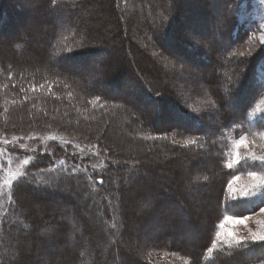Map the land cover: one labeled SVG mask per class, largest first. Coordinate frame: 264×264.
Segmentation results:
<instances>
[{"label": "trees", "instance_id": "trees-1", "mask_svg": "<svg viewBox=\"0 0 264 264\" xmlns=\"http://www.w3.org/2000/svg\"><path fill=\"white\" fill-rule=\"evenodd\" d=\"M83 3V0H56V4L53 5L52 0H45L43 13L48 16L45 24L50 28L49 34L40 41V46L49 43L46 46L48 56L45 65L38 61V64H33L34 67L26 62L25 57L34 55L35 51L16 36L34 3L27 0L26 6L21 8L18 1H15L14 5L13 0H0V129L23 132L28 128V123H32L36 124L38 129L56 131L62 138L53 140L52 143L56 146L46 143V146L42 145L35 149L34 158L25 169L27 179H21L10 186V206L0 218V263H7L14 250L13 246L9 245L10 241L14 240L13 232L20 230L21 233H27L26 225L21 223L26 216L19 211L18 204L21 190L31 189L40 194L50 193L57 196L72 192L82 198V207L74 206L68 209L56 204L51 205L49 202L47 206L49 209L43 208V213L39 217H33L34 220L31 218L35 224V232L47 239L48 243L65 246L70 251L69 264L100 263L103 258L101 247L106 241L111 242L109 250L114 246L116 249L118 247L117 258L124 247L120 243L124 244L126 240L127 244H131L133 237L130 221L133 212L128 207L132 199L131 197L126 199L123 191L120 194L115 193V188H120V185L114 177L115 173L126 166L124 164H129V161L138 159L139 156L133 155V159L117 163V159H127L123 153L117 154L114 149L109 148L113 141V137L110 139L108 136L111 129L120 133L117 124L123 134L140 143L139 146L145 155L161 157L167 155L169 161L177 160L179 154L194 157L189 165L201 166L185 175V181L195 186H192L194 192L200 188L206 187L209 190L216 186L213 200L210 201L215 212L210 218L205 215L206 224L198 222V217L194 216H188L187 219L180 216L181 220L175 223L179 229L184 228L185 224L190 230L200 226L198 238L190 235L194 232L189 231L186 233L189 240L175 242L172 238L177 233H174L172 238L169 237L170 230L155 233L154 239L143 240L144 242L135 245L139 253L138 260L142 264H170L175 259H182V264H228L230 259L236 257L239 264L259 262L264 258V250L258 245H250L254 251L247 254L236 249H228L226 246L223 251L215 254L207 252L212 241L216 239V232L220 231L217 225L225 216L236 218L253 213L239 202L236 208L228 207L226 210V205L231 203L227 184L234 180L233 177L249 178L248 171L259 169L237 166L235 170H229L224 167L225 157L233 158L234 142L241 134L247 135L248 142L264 140L262 104L264 86L258 83L257 79V66L264 62V54L255 38L260 31V25L255 20H247L251 21V26L248 27L246 22L237 20L241 13L251 12V0H221L222 14L219 17V25H212L210 20H214L215 17L209 19L208 10L201 13V16L207 15L208 18L204 19L206 21L203 23L204 31L201 32V37L206 38L201 52L190 44L189 39L183 40L182 36L179 38L177 32L175 33L177 25L174 11L170 20H168L170 14L165 19L166 30L161 32V27L155 29L160 48L164 44L172 47L171 49L183 54L191 63L207 69L205 73L203 72L205 80L201 81L197 79L185 81L176 76L175 83L178 84L176 90L181 91L179 94L181 99L168 97L164 92L156 94L144 80H139L140 82L135 85L142 100L155 106L158 116L162 117L165 107L169 106L166 110L171 114H167L169 117L173 115L178 119H184L179 126L165 127L159 132L156 131L157 126L148 125L146 122L144 124L141 113L129 103L130 101L112 94V91L109 92L106 82L111 81L102 79L91 83L89 77L72 70L71 61L76 57L86 56L88 52L95 53L97 50L80 49L87 44L90 37L87 29L81 28L73 19V13L76 11L75 7L82 8ZM213 6L217 8L216 3H210L209 7ZM38 8L40 9V5ZM6 31L9 35L7 38ZM224 40L227 42L225 46L220 43ZM181 41L189 44H182ZM5 47H9L10 54L14 51L23 56L21 59L17 57L8 61L3 57ZM106 47L105 49H108ZM68 48L72 49L71 53L67 51ZM134 49L137 55H140L137 48ZM150 53L153 57V52ZM66 56H71L72 59L65 61ZM104 57L106 58L97 62L99 74L109 73L113 65L111 56L106 54ZM143 57L139 56V62L144 66ZM63 61L66 62L65 65L62 64ZM118 80L117 77L113 84L118 85ZM96 97H100V100L93 105L91 101ZM11 108L14 111L11 114L7 113ZM124 118L125 121L122 120ZM230 124L231 127H228ZM190 139H197L202 147L185 146V141ZM213 141L216 143L213 144ZM243 150V147L239 150L242 155L245 153ZM204 177L208 179L205 181ZM75 180L86 184L87 189L82 194L80 190H75ZM101 180L103 183H99ZM60 185H66L67 190H61ZM186 196L192 199V194L188 191ZM200 196L208 199L203 193ZM145 200L144 204L150 202L151 206L145 207L143 211L151 212L150 217L155 212L170 217L164 207L158 211L160 203L156 202L154 197L150 195ZM196 203L197 201L195 203L193 201L189 205L193 206ZM206 204L205 202V205H202V211ZM184 205L183 201L178 203L179 212H183ZM262 205L256 207V211ZM84 207L89 208V211L95 209V215L97 213L101 220L96 225H99L100 229L103 226V231L109 239H104V232L102 236V231H94L89 224L87 225L83 215ZM45 215L49 216L47 220ZM139 219L137 217L136 220ZM59 242H62V245ZM229 252L233 255H228ZM52 254L54 253L48 251L41 255L43 260L49 263L53 259L50 257Z\"/></svg>", "mask_w": 264, "mask_h": 264}, {"label": "rangeland", "instance_id": "rangeland-1", "mask_svg": "<svg viewBox=\"0 0 264 264\" xmlns=\"http://www.w3.org/2000/svg\"><path fill=\"white\" fill-rule=\"evenodd\" d=\"M15 1L19 2L21 8L26 6L27 3V0H13L14 5ZM83 1L82 8L76 9L75 7L76 11L73 13V19L81 28L87 29V34L90 38L87 44L81 46L80 49L96 48L97 50L95 53L88 52L86 56L79 55L81 56L80 58H78L79 56L76 57V59L71 61L73 64L72 70L83 73V76H87V78L89 77L91 83L102 79H104V81H111V83L106 82L109 92L112 91V94L120 96L123 100L130 101L129 103L135 106L141 113L144 124L146 122L148 125L157 126V132L164 130L165 127L170 128L173 125L179 126L182 124L184 119H178L173 115L172 117L168 116L171 115L166 112L169 106H166L165 109L163 108L165 113L162 117L158 116L155 106H151L142 100L140 92L135 85L144 80L148 82L156 94L158 92H164L168 97L181 99L179 95L181 91H179V89L176 90L178 86V84L175 83L176 76H180L181 79L185 81H192L194 79H197V81L205 80L204 73L207 69H202L191 63L187 57L185 58L180 52L171 49L172 47L166 46L164 42V46L160 48L156 39L157 34L154 32H156L155 29L158 27H161V32L167 29V27L164 26L165 19L170 14L168 17V20H170V18L173 17L171 13L174 11V19H176L177 25L175 26V33L177 32L176 34L177 36L179 35V38L182 36L183 40H185V38L187 40L189 39L190 44L194 45L198 52H201L206 40V38H202L203 36L201 37V32L203 33L204 31L203 23L206 22L204 19H208L207 15L201 16V13H205L208 10L210 12L209 19L215 17L214 20H210L212 25H219V17L222 14L221 0ZM31 2L34 4H32L31 9L22 21L24 25L20 26L16 36L20 37L21 41L23 40L35 51L34 55L25 57L26 62L35 65L38 64V61H41L39 63L45 65L48 56L46 46H48L49 43L46 42L43 47L40 46V41L49 34L50 28L48 24H45V22L48 21V16L43 13L45 0H31ZM251 2V12L241 13L238 15L237 20L238 22H246L248 27L251 26L250 23L252 20H255L256 23L260 25V31L255 35V38L258 41V45L261 47V52L264 54V43L261 42V37L264 36V3H261V0H251ZM210 3H216L217 8L214 6L209 7ZM39 5L40 9L38 8ZM16 10L19 11L18 8H16ZM15 24H17V22ZM161 32L159 39H161ZM5 33V38L9 37L8 31ZM181 43L184 44L187 42L181 41ZM220 43L224 46L227 44L226 40ZM105 46H107L106 48L108 49H105ZM134 48H137L140 55L145 57L143 61L145 67L140 64V55H137L138 53L135 52ZM181 51L183 50L181 49ZM207 51L209 52L208 49ZM150 52H153V57H151ZM12 53L13 54H10L9 47H5V55L3 57L9 61L17 57L21 59V56H23L20 53L16 54L14 51ZM106 54L109 55V57L111 56V65L113 64L114 66L112 65L110 68L111 73L99 74L97 62L106 58L104 57ZM62 64L65 65L66 62L63 61ZM257 72L258 83L264 86V62L259 63ZM136 75H138V78ZM117 77L119 78L117 82L119 84L114 85V80ZM56 94L58 95L59 93L56 92ZM262 101L264 107V97ZM12 109L13 108L7 113L11 114L14 111ZM122 120L125 121L126 119L124 118ZM155 122L159 123L156 124ZM118 125L119 124H117L116 127L119 129L120 133L114 132L113 129L109 132V138L111 139L113 137V141L109 148L114 149L117 154L123 153L127 159H117V163H123L124 160L128 161L131 158L133 159V155L139 156L138 159L135 158L131 162L129 161V164H124L127 166L136 163L135 165H130L129 167L124 166L115 173L116 175L114 177L120 185V188H115V193L120 194L123 191L122 193L125 194L126 199L128 197L132 199V201H129L130 205L128 209H131V212H133V218L130 221L132 224L130 229L133 238L131 244H127L126 240L122 239L125 241L124 244L120 243V245H124V247L121 250L119 258L116 256L118 247L116 249L114 246L110 249L112 251H110L109 245L111 242L106 241L101 247L103 258L98 264H140L141 262L138 260L139 256H137L139 253H137L135 245L141 243V241L144 242L143 240L154 239L156 237L155 233H160L162 230H170L171 233L169 237L171 238L174 233H177V235L172 238L175 242L189 240V236L186 234L189 231L194 232V234L190 235H194V238H198L200 226L194 227V230H190L188 227H185V224L184 228L179 229L175 223L179 222L181 217L187 219L194 216L198 217V222L206 224L205 215L210 218L215 212L213 204L210 201L213 200L216 186L209 190L206 187V189H195L197 191L194 192L193 187L195 186H193L192 183L189 185L188 182L185 181V175L194 168L201 166V164L189 165L190 160H193L194 157L186 155L188 158L186 160L185 154H179L177 160L169 161L167 155L164 157L160 155H145L144 150L139 146L140 143H136L134 139L128 137L125 133L123 134L121 129L118 128ZM36 127V124L28 123V128L23 132L0 129V153H2L0 154V218L10 206V186L6 183L10 176L22 170L24 159H30V162L33 160V151L39 146H46V143L56 146L52 143L54 142L53 140L61 138V136H59L60 134L56 131L38 129ZM130 135L131 134H129V136ZM14 137L18 139L13 141ZM5 140L12 141V143L5 144ZM248 151L254 152L255 154H264V140L249 142ZM206 161H208V159ZM139 163L141 165H137ZM26 167L27 166H24L23 170H25ZM74 182L76 185L75 190H80L81 194L87 189L86 184L80 180H75ZM249 184L250 180L246 177L232 180V194L236 197L241 196L243 191L248 190ZM21 188L22 186L19 190ZM60 188L61 190H67L68 187L66 185H60ZM187 191L192 194V199L186 196ZM202 193L204 196L207 195L208 199H205V197L202 198L200 196ZM150 195L155 198L156 202L160 203L158 211L159 209L161 211L164 207V209L169 212L170 217L168 215L162 216L160 212H155V214L150 217L152 215L151 212L148 213L146 211L145 213L143 211L145 208V198ZM18 199L19 211L21 210L26 216L24 222L20 220L23 225H26L27 233H21L20 230H17L18 232H13L14 240L10 241L9 245H12L14 250L11 252V257H9L7 263L0 264H69L71 257L70 251L65 246L60 247L56 246L55 243H48L47 239H44L39 233L35 232V224L32 222L31 218L39 217L43 213V208L49 209V207H47L49 202L51 205L56 204L68 209L74 208V206L82 207V198L79 194L66 192L65 194L61 193L57 196L56 194L50 193L40 194L39 192H33V190L28 189L21 190ZM192 200L194 203L197 201V203L190 206L189 203H193ZM182 201L185 205L183 206V212H179L178 203ZM205 202L207 204L202 211L201 207L205 205ZM262 207H264V204ZM15 209H17L16 206ZM83 211L87 225L89 224L88 226L94 231H102L103 236V226H101L100 229L99 225H96L98 221L101 220L97 213L95 215V209L89 211V208L84 207ZM246 216L248 220L244 223L235 222V219L242 217H233V219L224 222L223 228H220V232L222 233L221 239H224L229 233L237 237H246L249 235V229L256 232L264 231V213H260L258 209ZM48 217V215H45L46 220ZM137 217L140 219L136 220ZM222 221H224V218L221 222ZM172 226H174L173 229ZM95 227L96 229H94ZM106 238L109 239V236H106L104 232V239ZM117 239L119 238L117 237ZM59 244L62 245V242H59ZM65 248L66 252L64 254L63 251ZM48 251L49 253H54L50 255L53 259L49 263L45 262L41 255ZM109 256L112 258L110 259ZM163 256L164 255H162V257ZM237 258L238 257L230 259L228 264H239V259ZM63 259H65V261ZM170 264H182V259H175ZM255 264H259V262Z\"/></svg>", "mask_w": 264, "mask_h": 264}, {"label": "snow or ice", "instance_id": "snow-or-ice-1", "mask_svg": "<svg viewBox=\"0 0 264 264\" xmlns=\"http://www.w3.org/2000/svg\"><path fill=\"white\" fill-rule=\"evenodd\" d=\"M53 5L56 4V0H52ZM261 3H264V0H261ZM261 42L264 43V36L261 37ZM67 51L69 53L72 52L71 48H68ZM71 56L64 57V60H71ZM23 91V89H21ZM100 100V97H96L91 101L93 105H95ZM231 127V124L228 125ZM18 138H13L15 141ZM5 144L12 143V141L5 140ZM216 142L213 141V144ZM187 145H195L198 147H202L199 145L197 139H190L185 141V146ZM243 147L245 149V153L242 155L240 153V149ZM235 152L232 154L233 158L226 159V163L224 167L229 170H235L237 166L246 167L250 169H259V170H250L247 172V175L250 180V184L248 186V190H245L241 193L240 197H236L232 194V182L229 181L227 184V191L231 196V203L226 205V210L228 207L236 208L237 202L246 207L249 212H255L256 207L261 204H264V155H256L254 152L248 151L249 142L246 134H241L239 139L234 142ZM2 154V153H0ZM30 164V159H24L22 164V170L14 173L10 176L9 180L6 182L9 186H11L14 182H19L21 179H27V172L24 169V166H28ZM235 179V177H233ZM205 181L208 177H204ZM99 183H103V181H99ZM223 191V189H222ZM150 202L145 204V207H150ZM259 212L264 213V207H259ZM233 219V217L225 216L224 221H222L217 228H223L224 222ZM248 220L247 216H243L242 218L235 219L236 223H244ZM216 239L212 241L211 247L207 249L208 253H218L223 251L225 246L228 249H236L239 252L247 254L248 252L254 251L250 245H258L261 250H264V231L256 232L249 229V235L246 237H237L232 233H229L224 239H221L222 233L220 231L216 232ZM228 255H233L232 252H229ZM259 264H264V258L260 259Z\"/></svg>", "mask_w": 264, "mask_h": 264}]
</instances>
